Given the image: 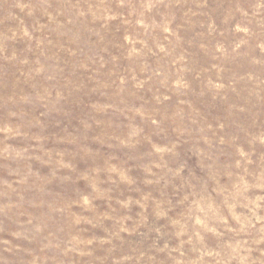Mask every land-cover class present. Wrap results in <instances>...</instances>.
I'll return each instance as SVG.
<instances>
[{
    "label": "rangeland",
    "instance_id": "374dc122",
    "mask_svg": "<svg viewBox=\"0 0 264 264\" xmlns=\"http://www.w3.org/2000/svg\"><path fill=\"white\" fill-rule=\"evenodd\" d=\"M0 264H264V0H0Z\"/></svg>",
    "mask_w": 264,
    "mask_h": 264
}]
</instances>
